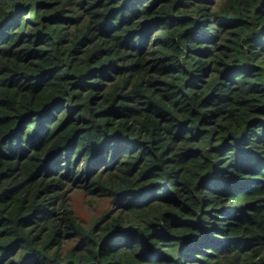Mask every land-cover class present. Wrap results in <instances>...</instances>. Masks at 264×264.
<instances>
[{
    "label": "trees",
    "instance_id": "obj_1",
    "mask_svg": "<svg viewBox=\"0 0 264 264\" xmlns=\"http://www.w3.org/2000/svg\"><path fill=\"white\" fill-rule=\"evenodd\" d=\"M0 264H264V0H0Z\"/></svg>",
    "mask_w": 264,
    "mask_h": 264
},
{
    "label": "rangeland",
    "instance_id": "obj_2",
    "mask_svg": "<svg viewBox=\"0 0 264 264\" xmlns=\"http://www.w3.org/2000/svg\"><path fill=\"white\" fill-rule=\"evenodd\" d=\"M71 208L75 211V214L78 216L85 225H89L93 218L100 215L103 210L110 207L109 201L93 198L88 196L82 191H74L72 199L70 201ZM112 207V206H111Z\"/></svg>",
    "mask_w": 264,
    "mask_h": 264
}]
</instances>
